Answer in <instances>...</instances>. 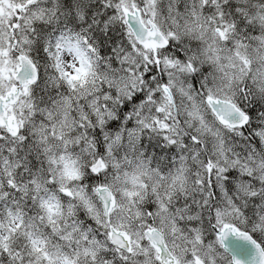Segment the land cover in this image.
I'll return each instance as SVG.
<instances>
[{
  "label": "clouds",
  "instance_id": "9594fccd",
  "mask_svg": "<svg viewBox=\"0 0 264 264\" xmlns=\"http://www.w3.org/2000/svg\"><path fill=\"white\" fill-rule=\"evenodd\" d=\"M264 264V0H0V264Z\"/></svg>",
  "mask_w": 264,
  "mask_h": 264
},
{
  "label": "snow or ice",
  "instance_id": "6c2138e0",
  "mask_svg": "<svg viewBox=\"0 0 264 264\" xmlns=\"http://www.w3.org/2000/svg\"><path fill=\"white\" fill-rule=\"evenodd\" d=\"M237 264H240V262H239V261H237Z\"/></svg>",
  "mask_w": 264,
  "mask_h": 264
}]
</instances>
